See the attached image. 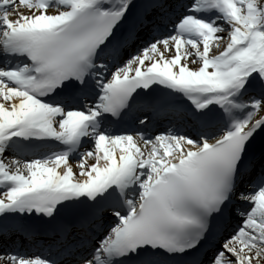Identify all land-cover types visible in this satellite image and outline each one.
Wrapping results in <instances>:
<instances>
[{
	"label": "snow or ice",
	"instance_id": "obj_1",
	"mask_svg": "<svg viewBox=\"0 0 264 264\" xmlns=\"http://www.w3.org/2000/svg\"><path fill=\"white\" fill-rule=\"evenodd\" d=\"M0 264H264V0H0Z\"/></svg>",
	"mask_w": 264,
	"mask_h": 264
}]
</instances>
